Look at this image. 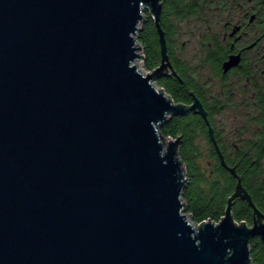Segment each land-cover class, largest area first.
<instances>
[{
	"label": "water",
	"instance_id": "water-1",
	"mask_svg": "<svg viewBox=\"0 0 264 264\" xmlns=\"http://www.w3.org/2000/svg\"><path fill=\"white\" fill-rule=\"evenodd\" d=\"M163 1L0 0V264H252L264 225L231 203L221 224L184 214L181 138L160 130L199 105L154 83ZM144 12L162 56L147 76Z\"/></svg>",
	"mask_w": 264,
	"mask_h": 264
},
{
	"label": "flooded vegetation",
	"instance_id": "flooded-vegetation-1",
	"mask_svg": "<svg viewBox=\"0 0 264 264\" xmlns=\"http://www.w3.org/2000/svg\"><path fill=\"white\" fill-rule=\"evenodd\" d=\"M149 20L162 61L154 20L147 18L143 26ZM160 26L171 65L168 77L177 76V67L191 76L186 85L192 102L186 106L196 101L199 106L186 116L200 117L206 125L208 137L197 142L217 154L207 155V164L218 162L217 171L235 180L224 215L209 221L221 224L231 203L236 223L264 225V0H164ZM187 35L196 46L184 57L186 43L180 47L179 42ZM238 216L245 220L238 222ZM249 249L252 264H264V238L254 237Z\"/></svg>",
	"mask_w": 264,
	"mask_h": 264
},
{
	"label": "trees",
	"instance_id": "trees-1",
	"mask_svg": "<svg viewBox=\"0 0 264 264\" xmlns=\"http://www.w3.org/2000/svg\"><path fill=\"white\" fill-rule=\"evenodd\" d=\"M138 38L145 55L144 67L148 72H152L161 63L158 36L152 20L143 26ZM176 72V77H163L157 84L177 104H190L192 100L188 96L189 88L186 84L191 76L178 67ZM160 131L166 138H181L179 156L186 167L188 178L183 200L187 204V212L192 221L196 224L209 220L218 222L224 215L226 200L234 190L235 180L225 171H217L218 162L207 164V155L212 159L217 158V154L215 149L205 150L197 142L199 138L208 137L204 121L195 116H177L167 122ZM205 159L206 163L203 164ZM220 180L224 182L223 186L220 185ZM243 220L244 217L238 216V222Z\"/></svg>",
	"mask_w": 264,
	"mask_h": 264
},
{
	"label": "rangeland",
	"instance_id": "rangeland-1",
	"mask_svg": "<svg viewBox=\"0 0 264 264\" xmlns=\"http://www.w3.org/2000/svg\"><path fill=\"white\" fill-rule=\"evenodd\" d=\"M144 16H145V19H146V17L149 16V15H148L147 12H144ZM186 30H187V28L184 26L183 31H186ZM189 39H190V37L187 35V36L181 38V40L179 42V46L180 47L183 45V43H186V47H183L182 46V53H181V55L183 54L184 57H187V55L193 53V51L195 49V46H196L194 43L191 45L189 43ZM140 54H142L145 57L143 50L140 51ZM144 63H145L144 60L141 63H140V60H137L136 61V64H140V71H141V73H143V75L147 76L149 74V72L145 69ZM134 65H135V63H134ZM154 83L156 84V87L157 88H160V86L157 84V81H155ZM167 146H168V142L166 143V149H167ZM202 163L205 164V161L202 162ZM184 214L189 215L188 212H187V210L185 211Z\"/></svg>",
	"mask_w": 264,
	"mask_h": 264
}]
</instances>
